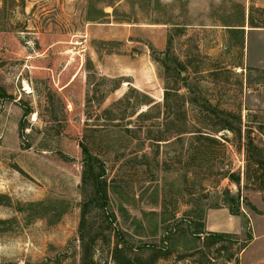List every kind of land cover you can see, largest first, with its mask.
Listing matches in <instances>:
<instances>
[{"label":"rangeland","instance_id":"obj_1","mask_svg":"<svg viewBox=\"0 0 264 264\" xmlns=\"http://www.w3.org/2000/svg\"><path fill=\"white\" fill-rule=\"evenodd\" d=\"M258 10L264 0H0V87L8 96L0 98V264H79L82 136L105 167L106 212L116 218L109 227L93 213L92 228L112 243L118 230L128 257L143 244L161 246L177 226L175 251L160 264H195L180 255L202 250L190 233L203 222L206 232L250 236L238 264H264V191L240 190L259 213L242 206L238 226L228 212H213L225 209L224 189L237 193L223 174L243 179L244 152L232 135L218 134L230 141L224 149L197 147L190 165L185 146L140 143L139 126L151 124L152 139L161 132L156 112L145 123L128 117L141 99L131 89L161 106L167 82L197 100L190 120L207 119L209 103L240 117L242 133L248 125L264 128V29L247 25L249 13L264 23ZM173 58L186 68L180 78ZM105 79L119 80V88L109 92L114 83ZM124 95L116 120L107 122L100 111ZM21 105L29 114L19 140ZM142 154L148 162H139ZM106 242L96 245L98 264H113ZM209 260L225 264L213 251Z\"/></svg>","mask_w":264,"mask_h":264},{"label":"trees","instance_id":"obj_2","mask_svg":"<svg viewBox=\"0 0 264 264\" xmlns=\"http://www.w3.org/2000/svg\"><path fill=\"white\" fill-rule=\"evenodd\" d=\"M252 11V10H251ZM259 13H264L263 10H258ZM247 25L251 29H264V23H256L251 17V13L248 15ZM170 41H167L166 51L170 48ZM166 54V53H165ZM164 54V57H165ZM174 65V72L177 77L185 72L186 68L182 62L177 58H173L171 61ZM164 69L165 76H169L170 66L167 65L165 59L159 61ZM264 74V72H263ZM101 82L114 83V86L109 92L115 91L120 86V81L101 80ZM91 86V87H90ZM89 92L92 93L93 97L96 93L94 85H89ZM131 92L135 93L140 100H136L133 104V110L128 117L135 116V122L145 123L151 120L152 114L156 112L152 120H160L162 122L161 132L158 133L156 139H152L151 127L152 125L139 126V130L143 131L142 140L140 143L153 142V143H166V145H182L186 147V154L190 165L194 164L195 155L197 154V147L205 146L211 147L220 146L222 149L226 147L230 141L225 136H218L221 132H226L232 135L233 141L239 143V147L244 152V173L243 179H241L240 172H226L223 174V179H227L231 184L237 187V193L231 194L228 189H224L221 195L222 205L227 209L229 214L234 217H243L241 210L242 206L249 208L250 210L259 213V211L250 204L247 198L240 196L239 192L243 190H251L256 192L264 191V145L261 144L260 140H257V136L264 137L263 126L252 127L246 126L244 133L241 130V118L234 116L230 111L218 110L217 106H211L209 103L206 106L205 120H190L188 112L195 110L197 105L196 99H186L180 94V88L174 86L169 87L165 82L163 88L162 105L155 104L151 97L146 94L140 93L134 89ZM4 90L0 87V98H6ZM104 98V96H103ZM127 95L123 98L114 102L110 107L102 109L100 115L104 116L105 120L109 123L115 121L112 118L116 108L123 102L127 101ZM52 101V99H51ZM91 101L87 98V108L91 107ZM98 107L99 104H98ZM146 108L144 111L141 108ZM23 111L21 120L18 125V138L22 140L23 135V119L29 114V110L21 105ZM136 109V110H135ZM200 113H203L200 110ZM209 113L213 117H209ZM232 117L233 119H231ZM87 119H90L89 116ZM231 119V120H229ZM53 123H58L55 118H52ZM196 121L197 124H191ZM86 136H82L78 147L82 157V171H81V202H80V214L78 224V241H79V264H98L96 260V245L102 240L107 239V245L111 246L110 257L113 264H160L168 260L169 256L175 251V244L171 243L173 237L178 235L177 226L165 231L166 236L161 240V246L146 245L143 244L137 247L136 254L130 258L125 253L128 248V243L119 240L120 232L118 230H112L114 235V241L112 243V237L109 235L104 236L101 232L94 231L90 218L93 213H96L99 217H107L110 223H107L109 227L116 222V218L113 214L106 212L108 206V191L105 179V167L103 163L95 156L86 142ZM139 139V138H138ZM152 144V143H151ZM21 149L22 148L21 146ZM140 163L148 162L149 156L142 154ZM243 185L241 188L240 185ZM5 199L0 196L1 200ZM33 207V206H29ZM92 219V218H91ZM194 231H192L191 237L194 240L200 241L202 250H198L193 254H182L180 260L184 258H194L195 264H201L197 261V257L204 258L206 264H211L209 260V253L212 251L216 253V257L221 258L225 264H238V255H240L247 247L251 237L246 236V239L241 241L237 235L229 233H215L206 232L204 229L203 222L193 224ZM190 228V227H189ZM101 238V239H100ZM169 243L168 247L171 249L167 250L166 247H162L164 244ZM163 244V245H162ZM233 246L236 248L232 250ZM206 254H205V253ZM180 260H177L178 262Z\"/></svg>","mask_w":264,"mask_h":264},{"label":"crops","instance_id":"obj_3","mask_svg":"<svg viewBox=\"0 0 264 264\" xmlns=\"http://www.w3.org/2000/svg\"><path fill=\"white\" fill-rule=\"evenodd\" d=\"M260 33L261 32H255V34H254V36L256 37V36H259L260 35ZM262 61V60H261ZM261 64H262V62H261ZM213 212H220L221 214H224V212H228L227 211V209H219V210H215V211H213ZM228 216H230V222L231 223H233V225H237L238 226V222H236L235 220L237 219L236 217H234V216H231L230 214H229V212H228ZM235 221V222H234ZM221 227L222 225L220 224V222H216V224H214V227ZM211 231V230H210ZM212 231H217V232H222V231H224V230H212Z\"/></svg>","mask_w":264,"mask_h":264}]
</instances>
